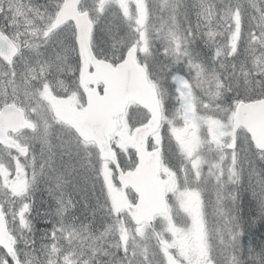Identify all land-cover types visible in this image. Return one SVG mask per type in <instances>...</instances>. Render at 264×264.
Returning <instances> with one entry per match:
<instances>
[{"label":"snow or ice","instance_id":"obj_1","mask_svg":"<svg viewBox=\"0 0 264 264\" xmlns=\"http://www.w3.org/2000/svg\"><path fill=\"white\" fill-rule=\"evenodd\" d=\"M241 189L264 0H0V264H264Z\"/></svg>","mask_w":264,"mask_h":264},{"label":"trees","instance_id":"obj_2","mask_svg":"<svg viewBox=\"0 0 264 264\" xmlns=\"http://www.w3.org/2000/svg\"><path fill=\"white\" fill-rule=\"evenodd\" d=\"M38 2H43V0H38ZM239 195L242 214L247 221V235L244 239V243L247 244L249 239H251L254 243H259V241L264 240V220L256 219L255 223H252L251 221L256 213L255 201L252 199L251 192L249 190L241 189ZM41 198L44 200L48 199L46 194H43ZM211 199L215 200L214 193L211 195ZM39 207L43 209L44 207H47V205L40 204ZM35 224L37 229L45 227L43 222H41L39 219L35 221Z\"/></svg>","mask_w":264,"mask_h":264},{"label":"rangeland","instance_id":"obj_3","mask_svg":"<svg viewBox=\"0 0 264 264\" xmlns=\"http://www.w3.org/2000/svg\"><path fill=\"white\" fill-rule=\"evenodd\" d=\"M45 205H47V204H45Z\"/></svg>","mask_w":264,"mask_h":264}]
</instances>
